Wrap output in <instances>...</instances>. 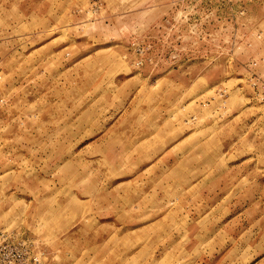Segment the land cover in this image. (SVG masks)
Here are the masks:
<instances>
[{
	"label": "rangeland",
	"instance_id": "obj_1",
	"mask_svg": "<svg viewBox=\"0 0 264 264\" xmlns=\"http://www.w3.org/2000/svg\"><path fill=\"white\" fill-rule=\"evenodd\" d=\"M58 2L0 0V232L264 264V0Z\"/></svg>",
	"mask_w": 264,
	"mask_h": 264
},
{
	"label": "built area",
	"instance_id": "obj_2",
	"mask_svg": "<svg viewBox=\"0 0 264 264\" xmlns=\"http://www.w3.org/2000/svg\"><path fill=\"white\" fill-rule=\"evenodd\" d=\"M39 241L21 232H0V264H45Z\"/></svg>",
	"mask_w": 264,
	"mask_h": 264
},
{
	"label": "crops",
	"instance_id": "obj_3",
	"mask_svg": "<svg viewBox=\"0 0 264 264\" xmlns=\"http://www.w3.org/2000/svg\"><path fill=\"white\" fill-rule=\"evenodd\" d=\"M60 3H62V0H60ZM55 4L56 5H58L59 4V2H58V0H55ZM169 7H162L161 8V10H166V9H168ZM160 9V8H159ZM41 19V22L42 23H45V25H47L48 23H47V18L45 17V16H43V17H41L40 18ZM189 147H191V146H189ZM224 151V150H223ZM218 153V152H217ZM224 178V177H223Z\"/></svg>",
	"mask_w": 264,
	"mask_h": 264
}]
</instances>
